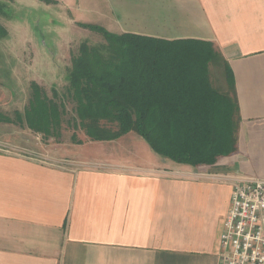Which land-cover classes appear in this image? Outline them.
<instances>
[{
	"label": "crops",
	"instance_id": "obj_1",
	"mask_svg": "<svg viewBox=\"0 0 264 264\" xmlns=\"http://www.w3.org/2000/svg\"><path fill=\"white\" fill-rule=\"evenodd\" d=\"M68 1L115 35L211 43L234 75L237 151L191 166L135 132L90 147L0 142V264H223L234 184L264 180V0Z\"/></svg>",
	"mask_w": 264,
	"mask_h": 264
},
{
	"label": "trees",
	"instance_id": "obj_2",
	"mask_svg": "<svg viewBox=\"0 0 264 264\" xmlns=\"http://www.w3.org/2000/svg\"><path fill=\"white\" fill-rule=\"evenodd\" d=\"M4 8L0 3V11ZM89 27L106 43H82L62 94L54 90L50 97L34 83L24 113L0 112V123L26 127L45 141L59 140L71 105L70 120L92 142L135 132L156 154L191 166L211 165L236 153L240 115L234 75L211 43ZM7 35L0 24V38ZM212 65L222 69L226 93L213 87ZM73 143L82 144L76 136Z\"/></svg>",
	"mask_w": 264,
	"mask_h": 264
},
{
	"label": "rangeland",
	"instance_id": "obj_3",
	"mask_svg": "<svg viewBox=\"0 0 264 264\" xmlns=\"http://www.w3.org/2000/svg\"><path fill=\"white\" fill-rule=\"evenodd\" d=\"M0 3L5 7L0 11V24L8 31L6 37L0 38V112L12 116L16 111L24 113L34 83L43 87L50 97L54 90L63 92L68 85L72 58L78 54L82 43L100 45L106 40L89 27L99 26L91 9L78 7L75 1L0 0ZM221 74L223 76L220 66H211L210 79L219 91H222ZM225 90L223 81V93ZM68 111L69 117L59 140L45 141L28 129L0 123V142L17 144L26 140L25 144L30 143L36 148H73L76 145L73 136H76L83 146H93V142L70 120L71 105H68ZM79 149H73V152L81 155Z\"/></svg>",
	"mask_w": 264,
	"mask_h": 264
},
{
	"label": "built area",
	"instance_id": "obj_4",
	"mask_svg": "<svg viewBox=\"0 0 264 264\" xmlns=\"http://www.w3.org/2000/svg\"><path fill=\"white\" fill-rule=\"evenodd\" d=\"M223 264H264V180H238L221 237Z\"/></svg>",
	"mask_w": 264,
	"mask_h": 264
}]
</instances>
